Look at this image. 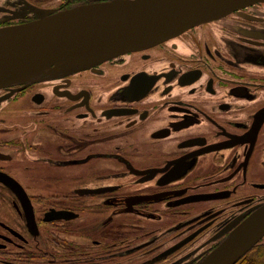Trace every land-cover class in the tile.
<instances>
[{
	"label": "flooded vegetation",
	"instance_id": "flooded-vegetation-1",
	"mask_svg": "<svg viewBox=\"0 0 264 264\" xmlns=\"http://www.w3.org/2000/svg\"><path fill=\"white\" fill-rule=\"evenodd\" d=\"M262 206L264 2L0 88V264H203Z\"/></svg>",
	"mask_w": 264,
	"mask_h": 264
},
{
	"label": "water",
	"instance_id": "water-1",
	"mask_svg": "<svg viewBox=\"0 0 264 264\" xmlns=\"http://www.w3.org/2000/svg\"><path fill=\"white\" fill-rule=\"evenodd\" d=\"M264 0H106L0 27V88L68 74L144 49ZM264 237V206L203 264H235Z\"/></svg>",
	"mask_w": 264,
	"mask_h": 264
},
{
	"label": "trees",
	"instance_id": "trees-1",
	"mask_svg": "<svg viewBox=\"0 0 264 264\" xmlns=\"http://www.w3.org/2000/svg\"><path fill=\"white\" fill-rule=\"evenodd\" d=\"M241 264H264V243L257 244L241 261Z\"/></svg>",
	"mask_w": 264,
	"mask_h": 264
},
{
	"label": "rangeland",
	"instance_id": "rangeland-1",
	"mask_svg": "<svg viewBox=\"0 0 264 264\" xmlns=\"http://www.w3.org/2000/svg\"><path fill=\"white\" fill-rule=\"evenodd\" d=\"M2 1L5 2L6 0H0V2H2ZM262 243H264V240L262 241Z\"/></svg>",
	"mask_w": 264,
	"mask_h": 264
}]
</instances>
